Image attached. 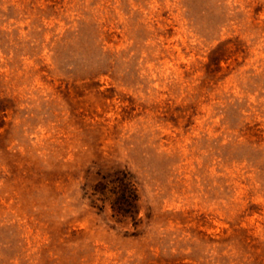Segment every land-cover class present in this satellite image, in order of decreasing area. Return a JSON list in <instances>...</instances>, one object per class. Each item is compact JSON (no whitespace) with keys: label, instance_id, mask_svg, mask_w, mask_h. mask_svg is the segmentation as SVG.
I'll use <instances>...</instances> for the list:
<instances>
[{"label":"rangeland","instance_id":"374dc122","mask_svg":"<svg viewBox=\"0 0 264 264\" xmlns=\"http://www.w3.org/2000/svg\"><path fill=\"white\" fill-rule=\"evenodd\" d=\"M0 264H264V0H0Z\"/></svg>","mask_w":264,"mask_h":264},{"label":"trees","instance_id":"16d2710c","mask_svg":"<svg viewBox=\"0 0 264 264\" xmlns=\"http://www.w3.org/2000/svg\"><path fill=\"white\" fill-rule=\"evenodd\" d=\"M98 176L99 180L88 190L95 207L100 211L109 207L113 218L129 221L136 230L142 224V218L137 183L132 174L117 170Z\"/></svg>","mask_w":264,"mask_h":264}]
</instances>
